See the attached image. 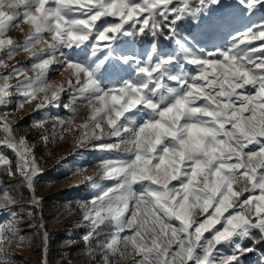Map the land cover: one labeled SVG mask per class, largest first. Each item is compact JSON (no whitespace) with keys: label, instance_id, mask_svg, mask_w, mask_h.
Returning <instances> with one entry per match:
<instances>
[{"label":"snow or ice","instance_id":"6c2138e0","mask_svg":"<svg viewBox=\"0 0 264 264\" xmlns=\"http://www.w3.org/2000/svg\"><path fill=\"white\" fill-rule=\"evenodd\" d=\"M261 9L264 0H0V148L16 157L13 167L0 153V176L31 194L25 212L18 194L0 190V264H15L12 249L25 247V214L39 212L45 229L35 188L43 169L10 117L33 103L32 113L58 108L65 93L66 119L31 126L55 120L52 141L78 131L73 155L115 153L76 185L98 193L64 213L79 210L85 255L101 264H246L259 250L255 264H264V43L252 46L264 41V22L239 28ZM186 19L194 28L160 51L159 36H176ZM147 35L151 48L132 51ZM21 53L26 62L9 63ZM57 67L67 78L51 82ZM40 140L49 143L47 131Z\"/></svg>","mask_w":264,"mask_h":264},{"label":"rangeland","instance_id":"374dc122","mask_svg":"<svg viewBox=\"0 0 264 264\" xmlns=\"http://www.w3.org/2000/svg\"><path fill=\"white\" fill-rule=\"evenodd\" d=\"M235 0H225V3H234ZM194 21V20H193ZM264 22V14L259 10L254 16L245 19L239 25L241 31L244 30V27L249 23H260ZM196 24V21H194ZM16 39H22V34L18 29H13L10 33ZM185 36V35H184ZM183 37V36H180ZM177 37V38H180ZM175 38V39H177ZM171 43L169 47L158 48L160 51H171L175 45L174 41ZM264 43V41H253L252 46L256 47L260 44ZM152 44H145V45H137L134 43L132 45V51L141 52L146 49H150ZM26 62L27 61V54L21 53L16 57L15 60L9 61L10 64L16 63V61ZM28 75L32 76L33 72L29 68ZM67 73L61 75V72L58 70L50 71L48 74V80L51 82H62L66 80ZM13 84L16 83L15 80L12 81ZM16 99V98H14ZM62 104L58 108H49L44 109L39 112L32 113L30 108L24 107L22 111L15 112L14 115L10 117L11 120L15 121V135L19 138L21 133H19V129L16 128L19 119L22 116L28 115V120L30 125H32L33 120H40L45 117H60L66 119L70 113L67 112L63 108L64 103H68L69 97L68 94L65 93L61 97ZM29 106V105H28ZM11 108H15V104L13 103ZM34 107V106H33ZM32 107V108H33ZM87 115V109L84 108L80 111L79 116L76 118L77 123L81 122V120ZM56 123L55 120L48 119V122L45 124L44 128H33L32 129L40 136L45 131L48 132L50 141L46 147V144L42 142L44 148V155L37 159L41 167L43 169V174L40 175L36 182L35 188L42 191L44 195H47L51 198L50 204L47 208L42 209L43 215V223L45 224V229H40V213L37 212L36 219H30L25 214L23 219L20 222V230L21 234L26 237L25 240V247L23 249L27 250L29 254H31L34 258L42 259L44 261L45 252L48 250V244L51 247H54L61 254H67L70 246L73 244H80V251L77 253V258L79 259L80 264H101V261H96V257L90 258L85 255V245L81 239L82 235L86 231V227L79 224V217L80 212L79 210H75L70 214H64L66 208L71 205L74 209L76 208V202L80 200L90 199L91 197L95 196L99 189H97L94 185H90L87 183L80 184L76 186L79 181L83 179L84 176L92 175L99 171L100 162L103 159L114 157L115 153H108L100 150H90L85 152L83 155H73V144H74V137L79 135V132H72V133H64V139H56L52 141L51 137L53 135V125ZM59 126L57 125V130ZM107 131V129H105ZM0 137H2V133H0ZM0 153L6 155V149L0 148ZM7 156V155H6ZM67 157V160L64 161L62 165L57 164V161L61 157ZM8 157V156H7ZM16 161V158H15ZM76 169H81V172H77L75 175L73 172ZM111 181L106 182V184L111 185ZM137 190H140V185L135 186ZM0 190L3 191H10L13 194H18L19 197L22 196L20 193V189L15 190L10 185L6 184L1 176H0ZM29 197H21L19 199V203L21 206L25 208V212L27 210L26 201L30 198ZM41 198V197H40ZM43 205V201H42ZM19 211V209H18ZM35 211V210H34ZM47 231L48 233V242L45 245H37L32 243L30 234H41V239L43 235V231ZM43 240V239H42ZM74 243H69V242ZM46 248V251H45ZM17 249V248H13ZM21 249V248H19ZM225 252L229 250L227 248L224 249ZM257 256H250L246 259V264H255V259Z\"/></svg>","mask_w":264,"mask_h":264},{"label":"trees","instance_id":"16d2710c","mask_svg":"<svg viewBox=\"0 0 264 264\" xmlns=\"http://www.w3.org/2000/svg\"><path fill=\"white\" fill-rule=\"evenodd\" d=\"M264 14V9L260 10ZM195 23L191 19H186L182 22H180L177 26V35L173 36L170 32L165 30V32L159 36V38L155 41L158 48L163 47H169L173 40L177 37L187 35V32L194 28ZM153 38L150 35L144 36V37H136L135 43L137 45H145V44H153ZM34 106V103L31 105H25V107L30 108L32 110V107ZM17 129H19V133L21 135L26 136L28 141L34 145V153L37 159H40L44 155V148L42 145V142L39 140V135L32 129V126L29 123L28 115L22 116L19 119V122L16 126ZM45 145L44 147H46ZM6 155L12 160L13 167H15V156L10 150H6ZM2 180L10 185L13 189L18 190L20 189V193L22 194L21 197H29V191L22 186V184L19 181V178L17 179H11L7 175L1 176ZM36 194L42 198L43 205L42 209L47 208L50 204L51 198L47 195H44L40 189L37 188ZM31 241L34 244L43 245V240L41 239V234H30ZM246 243H250V241H246ZM259 249H264V244L258 246ZM14 252L13 260L15 264H44L45 260L47 261V264H80L79 259L77 258V253L80 251V244H73L70 246L67 254H61L60 251L55 249L54 247H51L50 244H48V250L45 252L44 261L42 259L34 258L29 252L23 248L21 249H12ZM260 252L259 250L254 254L250 256H259ZM249 256V257H250ZM248 258V257H247ZM96 261H101L99 256H96Z\"/></svg>","mask_w":264,"mask_h":264}]
</instances>
